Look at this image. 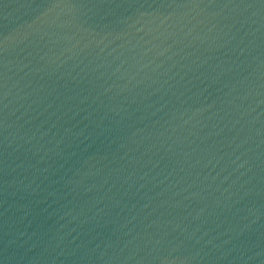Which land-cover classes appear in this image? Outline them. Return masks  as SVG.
<instances>
[{
  "label": "water",
  "instance_id": "water-1",
  "mask_svg": "<svg viewBox=\"0 0 264 264\" xmlns=\"http://www.w3.org/2000/svg\"><path fill=\"white\" fill-rule=\"evenodd\" d=\"M0 264H264V0H0Z\"/></svg>",
  "mask_w": 264,
  "mask_h": 264
}]
</instances>
